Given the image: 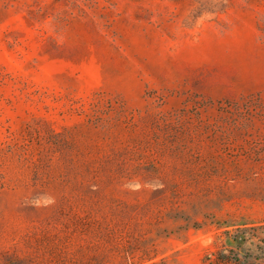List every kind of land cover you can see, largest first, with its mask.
Masks as SVG:
<instances>
[{
  "label": "rangeland",
  "instance_id": "obj_1",
  "mask_svg": "<svg viewBox=\"0 0 264 264\" xmlns=\"http://www.w3.org/2000/svg\"><path fill=\"white\" fill-rule=\"evenodd\" d=\"M220 251L264 264V0H0V254Z\"/></svg>",
  "mask_w": 264,
  "mask_h": 264
},
{
  "label": "trees",
  "instance_id": "obj_2",
  "mask_svg": "<svg viewBox=\"0 0 264 264\" xmlns=\"http://www.w3.org/2000/svg\"><path fill=\"white\" fill-rule=\"evenodd\" d=\"M234 107L238 108L239 104L238 102L236 104H234ZM80 231V230H79ZM81 231H84L81 229ZM114 231H109L107 230L106 233H104V236L106 237H111V236H115ZM67 238L64 237V241ZM233 242H236L237 245H242L244 242V239L242 236L239 237H234L232 239ZM106 256H104L103 254H97V255H93L91 257H87L86 259H77V258H71V257H67L65 254H60V253H51V258L49 260L50 264H103L106 262ZM233 258H230L227 254H225L224 252L220 251V252H216L215 254H213V258L212 261L216 264H228L231 263ZM24 260L21 258H18L16 256L13 255V253H2L0 254V264H23Z\"/></svg>",
  "mask_w": 264,
  "mask_h": 264
},
{
  "label": "clouds",
  "instance_id": "obj_3",
  "mask_svg": "<svg viewBox=\"0 0 264 264\" xmlns=\"http://www.w3.org/2000/svg\"><path fill=\"white\" fill-rule=\"evenodd\" d=\"M44 203H51V200L50 199H46V200H44ZM37 204H39V199L37 200Z\"/></svg>",
  "mask_w": 264,
  "mask_h": 264
}]
</instances>
